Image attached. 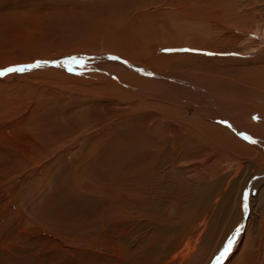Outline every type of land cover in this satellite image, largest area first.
Returning a JSON list of instances; mask_svg holds the SVG:
<instances>
[{"label":"rangeland","instance_id":"374dc122","mask_svg":"<svg viewBox=\"0 0 264 264\" xmlns=\"http://www.w3.org/2000/svg\"><path fill=\"white\" fill-rule=\"evenodd\" d=\"M254 19L264 20V0H0V70L83 61L0 75V264H217L233 236L221 264H264V165L228 155L207 163L220 155V145L202 142L210 100L170 104L151 94L156 68L132 70L110 56L136 76L133 88L116 75L111 84L71 77L104 75L112 68L86 67L91 55L124 58L114 47L139 45L147 57L176 55L167 68H206L181 73L205 79L221 99L262 104L259 42L247 50L224 35ZM175 39L240 50L161 46ZM182 122L193 137L175 131Z\"/></svg>","mask_w":264,"mask_h":264},{"label":"bare ground","instance_id":"6f19581e","mask_svg":"<svg viewBox=\"0 0 264 264\" xmlns=\"http://www.w3.org/2000/svg\"><path fill=\"white\" fill-rule=\"evenodd\" d=\"M139 17H140V15H139ZM261 21H263V22H261ZM231 25L234 27L235 32L228 31L224 35L226 37L233 38L232 40H233L234 44L238 43L241 40H246V44L244 45L243 49L250 50V49L255 47V45H253V44H255L256 42H259L258 45H259L260 49H258V51L260 50V54H262V52H264V45H261L262 43L264 44V38L262 37V36H264V20L254 19L249 24H240L239 23L238 25H236V24H231ZM225 30L226 29H224V31ZM220 32H222V31H220ZM253 33H256L259 37L256 39H253V37L252 38L247 37V35L253 34ZM223 36L221 38H224ZM161 40L162 39H160V41ZM157 43H160V42H157ZM251 43H252V45H251ZM154 44H156V43H154ZM185 44H188L192 47H206L208 49H210L211 47H214V48H216V50H218L220 52H226V51H231V50H233V51L240 50V49H237L236 46H234V47H222V46H218V45H204L202 43H197L194 41L183 42V41L176 40V39L173 41H167L166 43L163 42L161 46L169 48V47L185 45ZM243 44H244V42H243ZM123 47L124 48H122V49H118L117 47H114V51H116V53H119L122 56H124V58H129L132 60L128 61L127 59H124L123 57H119L118 55L113 56V55H108L107 53H102V52L98 53V54L95 53V55L90 56L91 58H93L92 61H94V62L91 64H88V66H86V67H88V68L89 67H99L100 70H103V67L108 66V67L112 68V69H110L111 71H107L106 74H104V75L99 74L98 72H94L92 74H85V75L71 76V77L74 79H77V78H81V79L82 78H84V79L85 78H88V79L89 78H99L101 81L104 80L105 83L111 84L112 81H114L113 80L114 75H116L118 77L119 84L132 87L133 85L129 84V83H133L132 82L133 80H129V79H134V81H136L137 80V78L135 79L136 76L132 75V73H129L128 69H127V71H126V69H123V68L121 69L120 67H122V66L119 65L120 63L117 64L118 63L117 61H114V62L109 61L108 62V59H107L108 56L115 57L116 60L123 63L126 67H128L132 70L144 72L140 68V66L152 67L154 69L156 68L157 71L159 72V74H157L159 79L157 80L155 78V80H153L154 79L153 78L152 80H150L151 82H157L158 83V85H157L158 88H157V86L155 87V88H157L158 91L157 92L151 91V94L155 95V97H157L159 99L161 98L164 100L166 98V100L170 104H174L177 101H181L184 98L189 100L190 103H192L196 100H201V99L203 101H205L204 99H208L211 101V104L214 108L215 114L214 115L211 114L212 116L210 118L208 117V119H210L208 124L212 128L210 129V127H208L209 133H204V131L201 130L203 132L204 136L206 137V139L202 137L203 138L202 142L211 141L214 144L217 143L218 145H220V149L217 148L218 151L220 150L219 151L220 153H218V155L219 154L220 155H219V157H217L216 156L217 153H211L208 156L209 158L206 157V159L208 158L207 163H210L211 161L214 162V160L216 162L218 158L221 160V162L227 161L225 159L224 155H228L232 159H234L236 157H242L244 160H246L248 166L253 165L256 170L258 168H260L262 165H264V157H263L264 156V102L261 104V103L257 102L256 100H254V102L250 101L247 103L244 102V104H242V101L241 102L235 101V100L234 101L233 100L228 101V99H226V98L221 99V98L216 96L219 93L217 92L218 94L215 95L214 89H212L210 87L211 84H209L205 79H203V78L201 79V77H196L193 74L181 73L182 71H186V72H190V73L201 72L202 74H205L208 72V70H206V68L202 69V70L201 69L198 70L192 65H190V66L187 65L186 67L167 68L168 64H170L171 62H174V57L176 55H173V54L169 55V54H162V53L160 55H156V54L153 55V51H152V52H150V57H147L146 54L143 51H141V48L139 45H138V47H136L135 45H131V46L126 45ZM229 48H231V49H229ZM72 51L74 52V50H72ZM72 51H70V52H72ZM75 52H77V51H75ZM92 52H96V50H92ZM148 52H149V50H148ZM147 54H149V53H147ZM60 57H62V56H60ZM68 58H61V59L50 58L47 61L38 60V61H36V63L40 62L41 64L45 63L47 65L53 64L54 66H56V65L64 66V65L68 64L67 63V61L69 60ZM189 58H192V59L197 60V61L198 60H200V61L205 60V58L202 57L201 55L200 56L199 55H197V56L188 55V59ZM81 59H82V57H81ZM104 61H106V62H104ZM255 61H256V57L249 59L248 62L251 65L248 68L256 67V65L254 64ZM102 62H104V63L102 64ZM12 64L13 63H10V65H12ZM246 64H248V63H246ZM124 65H123V67H125ZM174 66H175V63H174ZM82 67H84V66H82ZM146 69H148V68H146ZM154 69H152L153 72H154ZM132 72H134V71H132ZM139 79H141V78L139 77ZM143 82L145 83L144 80H143ZM147 83H149V81ZM160 85L164 86L167 89L172 88L175 91V93L174 92H172V93L170 92L171 94L163 93L162 91L159 90ZM146 86H149V85L147 84ZM143 89L147 90L150 88L146 89L144 86ZM129 91H132V90L129 89ZM260 91H263V90H260ZM155 97H154V99H155ZM262 97L264 98V91L262 92ZM141 101L140 100L138 101L139 104L141 103ZM203 101H201V102H203ZM206 107H208V106H206ZM201 108H199V110H201ZM254 113L260 114V118H258V121H254L251 119V117ZM218 118H222L227 123V126L226 125L221 126V125L215 123L214 121L217 120ZM185 125H186L185 123H183V125H177L175 131L178 134H180L181 136L193 137L196 134L195 130H193L191 127H185ZM212 133H214L215 135L217 134V136L212 137ZM240 137L242 138V140ZM243 139L250 141L253 144L245 142V141H243ZM203 162H204V160H203ZM242 163H244V162H242ZM240 168H241V165H238L237 170H239ZM251 169H253V168H251Z\"/></svg>","mask_w":264,"mask_h":264},{"label":"snow or ice","instance_id":"6c2138e0","mask_svg":"<svg viewBox=\"0 0 264 264\" xmlns=\"http://www.w3.org/2000/svg\"><path fill=\"white\" fill-rule=\"evenodd\" d=\"M113 59H115V57H113ZM67 63L69 64L70 70H71V65H73V64L83 65L82 60H77L75 58L70 59L69 61H67ZM39 66H40L39 63L31 64V65L12 66V67H9L7 69L0 70V75H6L8 73H16V72H25V71H29L30 69L35 68V67H39ZM244 207L247 208V193L244 194ZM238 233H239V229H237V234ZM234 240H235V236L230 238L228 240L227 244L223 247V250L216 257L217 264H221V261H223V259L228 255V253L232 249Z\"/></svg>","mask_w":264,"mask_h":264}]
</instances>
